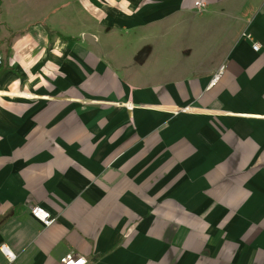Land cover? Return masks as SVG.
<instances>
[{"label":"crops","instance_id":"crops-1","mask_svg":"<svg viewBox=\"0 0 264 264\" xmlns=\"http://www.w3.org/2000/svg\"><path fill=\"white\" fill-rule=\"evenodd\" d=\"M22 1L0 0L13 264H264V0H61L10 22Z\"/></svg>","mask_w":264,"mask_h":264},{"label":"built area","instance_id":"built-area-1","mask_svg":"<svg viewBox=\"0 0 264 264\" xmlns=\"http://www.w3.org/2000/svg\"><path fill=\"white\" fill-rule=\"evenodd\" d=\"M199 5L200 3H196V6H199ZM243 36L248 41L252 42L253 50L255 52H259V50L261 49V45L258 42H254V39L251 35L243 34ZM1 60H2V55L0 54V61ZM219 77H220L219 75L215 76L214 80L212 81L213 85L217 83V81L219 80ZM31 214L36 220L41 222L45 227L51 226L56 221V218L53 217L49 211L41 207L32 208ZM0 249H1V252H3L5 256L7 257L9 264H13L16 260V256L9 250V248L5 244H3ZM60 264H88V261L85 257L70 253L64 256L63 258H61Z\"/></svg>","mask_w":264,"mask_h":264},{"label":"rangeland","instance_id":"rangeland-1","mask_svg":"<svg viewBox=\"0 0 264 264\" xmlns=\"http://www.w3.org/2000/svg\"><path fill=\"white\" fill-rule=\"evenodd\" d=\"M58 1L60 3L61 0H23L22 1L23 2L22 5L24 6L23 7V10H24L23 13H19L18 10H15L12 14L7 15V17L9 18L10 22L13 21V22L21 23L22 20H24V19L34 17L37 14V11H41L43 8H46L47 5H50L54 2H56V5H58L59 4ZM105 1L106 0H103L102 2H105ZM98 2L102 3L101 0H98ZM196 3H200V5L196 6ZM196 3H195L196 7H205V4H203L201 2H196ZM36 6L38 9L35 8ZM41 17H42V14L38 15L37 19L41 18Z\"/></svg>","mask_w":264,"mask_h":264},{"label":"water","instance_id":"water-1","mask_svg":"<svg viewBox=\"0 0 264 264\" xmlns=\"http://www.w3.org/2000/svg\"><path fill=\"white\" fill-rule=\"evenodd\" d=\"M84 39L87 40L89 43H91V44L97 46V45L95 44V42H94L92 36H90V35H85V36H84Z\"/></svg>","mask_w":264,"mask_h":264}]
</instances>
